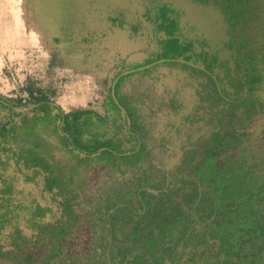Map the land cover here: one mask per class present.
<instances>
[{
	"label": "flooded vegetation",
	"instance_id": "flooded-vegetation-1",
	"mask_svg": "<svg viewBox=\"0 0 264 264\" xmlns=\"http://www.w3.org/2000/svg\"><path fill=\"white\" fill-rule=\"evenodd\" d=\"M92 1L111 30L136 46L147 41L152 82L130 92L112 81L103 121L90 131L132 145L120 159L125 180L97 199L72 181L59 202L65 223L66 202L73 211L68 230L82 221L81 198L86 242L106 261L140 264L148 251L179 244L193 246L194 259L215 247L206 253L216 264L238 262L230 249L243 259L254 248L255 259L264 247V0ZM79 154L86 164L100 157ZM60 223L41 218L33 238L17 241L56 247L51 262L59 263L71 236H61Z\"/></svg>",
	"mask_w": 264,
	"mask_h": 264
},
{
	"label": "rangeland",
	"instance_id": "rangeland-1",
	"mask_svg": "<svg viewBox=\"0 0 264 264\" xmlns=\"http://www.w3.org/2000/svg\"><path fill=\"white\" fill-rule=\"evenodd\" d=\"M0 1V7L2 6L0 8V24L2 21L7 24L11 23L10 32L17 27L16 23H19L23 29V34L22 32L19 33L20 35L16 34V38L19 39L14 40V43L12 42L5 52H2L0 48V58L3 57L0 65V150L5 145L23 148L28 144L39 143L63 167L62 171L68 180L74 183L77 180L82 181L79 185L81 190L79 188L77 191L86 192L88 196L97 199L113 186L124 182L125 177L120 175L123 173L124 162L120 159L127 154L132 145L124 144L121 139L111 137L103 132V137L96 139L95 136H92L91 140H86L83 147L85 152L99 153V159L94 160L92 164L77 161L59 144L50 128L40 131L37 137L27 134L26 127H36L38 124L49 126V123L48 121L23 118V109L31 101L27 96L26 88L28 84H37L39 89L44 92L43 96L46 102L53 103V107L57 108V111H69L72 109V103L82 104L84 101L91 100L93 95L96 97L97 90L108 89V81L103 77L109 74V66L116 62V55L119 58L122 53L131 55L128 53V42L132 39L127 41L126 38L129 37L125 32L123 34L125 40H122L120 36L118 40H113L111 37L116 36L114 32L116 29L111 30L105 23L101 10L92 0ZM6 10L10 13L6 14ZM33 17L38 19L37 23H33ZM9 18L10 20H8ZM51 25L54 26V33L47 36L45 30ZM17 35L19 36L17 37ZM85 35L89 37L81 39V36L86 37ZM21 38L24 39L23 42ZM86 45H89V48ZM123 45L124 47H122ZM57 47L65 50L60 60V73L53 67V62L56 60L53 50ZM55 68L58 70L57 67ZM111 71L112 69H110V74ZM113 101L116 102L114 98ZM92 103H96L94 107L100 108L102 105L98 104L95 99L91 100ZM12 107L21 111L17 112L18 114L12 113ZM17 153L12 155V158L22 167L23 163ZM257 155H261L264 159V152ZM106 162L109 167L106 166ZM21 202L29 203L27 200ZM89 211V205L80 198L75 213L81 216L80 221H82L76 228H73L70 238L63 244V258L82 256L81 264H87L90 259H98L100 255L105 254V250H102L103 254H99V248L88 247V242H86L89 233L85 227L87 226L86 220L90 217ZM23 224L25 225V223H20L21 226ZM35 233L36 229L30 223L26 234L31 239ZM194 249L193 246L179 244V246L167 249L163 253L160 251L152 253L150 250L146 253V255H150L148 262L140 264H216V259L211 256L214 254L206 253L207 250L216 249L215 247L200 248L205 252L202 257L195 259L192 258ZM46 250L49 248H41L39 251L42 261L45 262L47 261ZM86 253L90 255L87 256ZM90 256L91 258H89ZM132 258L134 259V257ZM133 259L131 261L122 259L106 261L102 257L101 263L136 264ZM53 263L58 264L56 261ZM236 264L244 263L237 262Z\"/></svg>",
	"mask_w": 264,
	"mask_h": 264
},
{
	"label": "crops",
	"instance_id": "crops-1",
	"mask_svg": "<svg viewBox=\"0 0 264 264\" xmlns=\"http://www.w3.org/2000/svg\"><path fill=\"white\" fill-rule=\"evenodd\" d=\"M114 32L116 36L111 37L113 40H118L119 36L125 40L124 33L119 28H116ZM85 36H81V39L89 37ZM130 41V43L128 42V53L131 55L122 53L121 59L116 55V62L109 66V74L103 77L108 81V89L97 90L96 97L92 94V99L97 100L98 104H102L100 108L94 107L96 103L91 104V99L82 104L72 103V109L69 111H57V108L53 107V103L46 102L43 96L44 92L39 89L37 84H28L27 96L31 101L23 109V118L40 121L55 118L57 120L55 127L57 128L38 124L36 127L28 126L24 129L27 131L37 128L35 130L39 134L45 128H50L59 144H61L60 139L68 141L69 145L66 147L61 144L67 152L76 158H81V161L85 159L84 155L79 152L88 153L83 150L85 142L87 139L91 140L92 136H96L91 133L90 127L103 121L106 111L103 103L109 95L112 81L115 84L119 80L126 81L125 90L130 92L133 88L137 89L141 83L152 82L148 75L150 71L145 68V65L153 62L148 56V51H145L147 41L145 39L137 40L141 42V46H136L135 39ZM86 47L89 48V45ZM64 51L59 47L53 50V55L56 56L53 67L58 73H60V60ZM110 69H112L111 74ZM99 96L100 98H98ZM11 110L12 113L21 111L15 107H12ZM65 131L67 133H64ZM71 143L75 145V149ZM15 153L20 155L18 157L23 163L22 167L12 158ZM28 153H31L32 157ZM35 155L39 156V163L34 160ZM41 161L43 163H40ZM62 170L63 167L57 163L52 154L45 151L39 143L28 144L23 148L5 145L0 150V264H15L16 259L20 258L16 240L21 236L29 239V235L26 233L30 223L34 225L41 218L46 223H59L63 219L59 202L66 198L68 192L72 191V181L67 179ZM50 178H52L53 184L51 189L48 186ZM22 200H27L29 203L21 202ZM20 223H25V225L21 226Z\"/></svg>",
	"mask_w": 264,
	"mask_h": 264
},
{
	"label": "trees",
	"instance_id": "trees-1",
	"mask_svg": "<svg viewBox=\"0 0 264 264\" xmlns=\"http://www.w3.org/2000/svg\"><path fill=\"white\" fill-rule=\"evenodd\" d=\"M54 119L50 118L49 120H46V121H48V123H49V125L51 127H53V126L55 127L56 126V121L57 120L56 119L54 120ZM55 128H57V127H55ZM35 129H37V128H33V129H30V130H27L26 132H27V134H30L32 136H36L37 137L38 131L35 130ZM6 131L7 130L5 129V132ZM66 131L64 133H67ZM60 143L63 146H65V147L69 145L68 141L64 140V139H60ZM28 154H29L30 157H32L31 153H28ZM36 156L37 155H35L34 160L39 163V161H38L39 157L37 158ZM82 161L86 162L87 160L83 159ZM40 163H43V162L41 161ZM51 180H52V178H50L49 185H48L50 187V189L52 188V185H53ZM64 207H65L64 218H68V217L73 218L72 217L73 216V211H72V208H71L70 204H68V202H66ZM71 218H68V222H69V220ZM67 223H65L64 220H61V223H60L61 226H65L66 227V228H64V227L60 228L61 229V231H60L61 236H67L68 234L72 233L71 230H68L67 226H69V224H67ZM51 229L54 230L53 227ZM23 238H25V237H22V236L18 237V239H23ZM22 241L23 240H19V242H18L16 240L20 258L16 259V263L15 264H54L51 261H52L53 253H57V251H58L56 249V247H51V251L50 252L48 250H46L45 257H46L47 261L45 262V261H42V257H40V255H39L40 254L39 253V249L42 248L41 245H39V246H36V244L35 245H31V243H28L27 239H25L26 243L22 242ZM250 249H249V251H247L246 254H244V258L243 259H241L239 254L235 253L232 249H230V250H231L232 254L238 258V262L239 263H244V264H264V261H263L264 247H262L259 250V255L255 259L252 258V255L254 254L253 252H255V249L252 248L253 252H251ZM102 250H101V248H99L98 249V253L99 254H103L104 252ZM237 252H238V250H237ZM100 257L98 259H90L89 263H87V264H102L101 263V259H102V257L104 258V255H100ZM81 263L82 262H80L79 260L75 259L74 257L69 256V257L62 258L61 261L58 264H81Z\"/></svg>",
	"mask_w": 264,
	"mask_h": 264
},
{
	"label": "bare ground",
	"instance_id": "bare-ground-1",
	"mask_svg": "<svg viewBox=\"0 0 264 264\" xmlns=\"http://www.w3.org/2000/svg\"><path fill=\"white\" fill-rule=\"evenodd\" d=\"M4 1V0H3ZM8 1V0H7ZM1 2V1H0ZM2 3H4V2H2ZM5 3H6V1H5ZM11 3V2H10ZM15 4H17V3H15ZM19 4H21V3H19ZM18 5V4H17ZM22 5V4H21ZM6 6V5H5ZM2 7V6H1ZM0 7V8H1ZM7 7V6H6ZM6 7L4 8V10L6 9ZM12 7H13V4H12ZM7 8H10V6L9 7H7ZM13 9V8H12ZM14 10V9H13ZM1 12V11H0ZM4 13H5V11H3ZM7 12H8V14L10 13L9 11H7L6 10V14H7ZM4 13H2L3 15H4ZM17 14H19V13H17ZM2 16V15H1ZM4 16H7V15H4ZM33 16V15H32ZM3 17V16H2ZM34 19H33V23H37V18H35V17H33ZM1 19V18H0ZM5 19V18H4ZM8 20H10V18L8 19ZM13 20V19H12ZM11 22V21H10ZM11 24V23H10ZM10 24H7L6 22H4V21H2L1 22V24H0V48L2 49L1 51L2 52H5L6 51V49H8V47H9V45L13 42L14 43V40H16V39H19V38H16V34H19V33H21L22 32V34H23V29H22V27H20V24L19 23H16L15 25L17 26V27H15V26H13V27H15L14 28V30L13 31H11L10 32ZM14 25V24H13ZM10 26V27H9ZM53 28H54V26L53 25H51V26H49V27H47V29L45 30V34L48 36V35H50L51 36V34H53L54 32H53ZM20 35V34H19ZM19 35H17V37L19 36ZM14 36H15V39H13L14 38ZM23 37V36H22ZM21 40H22V42H23V40L24 39H22L21 38ZM20 40V41H21ZM19 44V43H18ZM20 45H21V43H20ZM1 54V53H0ZM1 58H3V57H1ZM1 58H0V65H1V63H2V60H1Z\"/></svg>",
	"mask_w": 264,
	"mask_h": 264
}]
</instances>
